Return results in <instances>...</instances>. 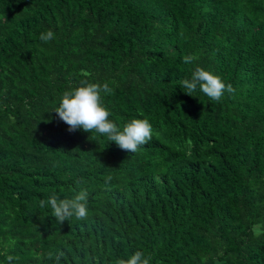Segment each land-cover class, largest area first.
Wrapping results in <instances>:
<instances>
[{"label": "trees", "instance_id": "1", "mask_svg": "<svg viewBox=\"0 0 264 264\" xmlns=\"http://www.w3.org/2000/svg\"><path fill=\"white\" fill-rule=\"evenodd\" d=\"M197 67L234 92L187 95ZM84 78L109 82L112 119H148L152 140L131 153L69 132L55 108ZM80 189L85 220L41 206ZM137 250L152 264H264V0H0V264Z\"/></svg>", "mask_w": 264, "mask_h": 264}, {"label": "clouds", "instance_id": "2", "mask_svg": "<svg viewBox=\"0 0 264 264\" xmlns=\"http://www.w3.org/2000/svg\"><path fill=\"white\" fill-rule=\"evenodd\" d=\"M39 39L45 44L56 39L52 30L42 32ZM184 63H191L196 59L193 55L185 56ZM185 93H192L199 89L211 101L220 102L225 92L232 94L234 89L231 84H225L222 78L211 71L197 67L190 79L181 81ZM113 88L109 82H90L88 78L81 79L79 85L65 90L59 100L55 112L58 118L68 126L69 132L82 129L86 133H92L114 142L121 150L136 153L141 146L148 144L153 138V127L148 119L133 118L122 126L112 119L113 113L104 103L103 97L110 95ZM88 197L86 189L75 192L71 198L61 199L53 193L46 200L41 201L42 207H49L55 219L63 223L75 218L85 220L88 217ZM56 256V264H60V257ZM51 259V254L49 255ZM18 257L8 255L7 261H18ZM115 264H152V257L146 255L143 250H137L127 255L126 258H118Z\"/></svg>", "mask_w": 264, "mask_h": 264}]
</instances>
